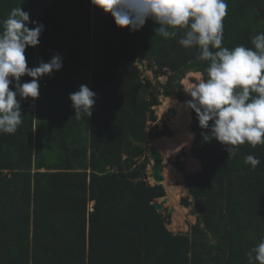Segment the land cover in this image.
Returning a JSON list of instances; mask_svg holds the SVG:
<instances>
[{
    "label": "trees",
    "instance_id": "obj_1",
    "mask_svg": "<svg viewBox=\"0 0 264 264\" xmlns=\"http://www.w3.org/2000/svg\"><path fill=\"white\" fill-rule=\"evenodd\" d=\"M227 3L223 46L251 47L264 33V0ZM20 6L45 29L25 51L28 66L58 53L63 67L40 80L38 99L21 101L17 132L0 134V264H248L264 239V145L246 143L228 158L220 143L203 140L190 110L200 170L185 174L181 205L196 216L186 236L155 210L165 190L148 183L145 149L132 143L153 137L146 127L156 118L135 62L166 77L164 96L184 101L185 75L207 78L197 49L156 35L151 20L135 33L119 29L90 0H0V21ZM82 84L97 99L91 117L78 119L69 94ZM249 154L260 160L255 170L244 162Z\"/></svg>",
    "mask_w": 264,
    "mask_h": 264
},
{
    "label": "clouds",
    "instance_id": "obj_2",
    "mask_svg": "<svg viewBox=\"0 0 264 264\" xmlns=\"http://www.w3.org/2000/svg\"><path fill=\"white\" fill-rule=\"evenodd\" d=\"M90 4L109 15L119 29L135 33L151 20L156 35L164 39L179 35L183 48L197 49L198 59L207 62V78L190 86L186 107L195 113L204 141L220 143L228 158L246 143L264 145V33L251 38V47H224L227 0H90ZM44 30L21 6L0 21V134L17 132L23 122L21 101L38 99L40 80L62 70L58 53L36 67L27 64L25 51L39 45ZM25 76L30 79L22 82ZM96 99L85 84L69 94L78 119L91 117ZM244 162L251 170L260 164L252 154ZM247 259L248 264H264V239L248 251Z\"/></svg>",
    "mask_w": 264,
    "mask_h": 264
},
{
    "label": "rangeland",
    "instance_id": "obj_3",
    "mask_svg": "<svg viewBox=\"0 0 264 264\" xmlns=\"http://www.w3.org/2000/svg\"><path fill=\"white\" fill-rule=\"evenodd\" d=\"M142 71H144L143 78L149 79L151 83H154L157 78L160 79L159 80L160 84L164 83L166 80L165 76L155 77L151 71H146V69ZM200 79H202L201 73L188 72L185 75V77L181 80V84L185 92L186 99L182 102H178L174 96H168L167 98H164L161 95L159 97L160 105L157 108L153 109L158 119L162 117L161 115L162 110L165 112L167 107L169 108L174 107L176 109L177 111L176 118H177L178 123L176 124L175 130L179 131L176 134V138H175V143L177 144V145L175 144V146L177 147V151L180 150V147H181L180 145H184L182 149V155L180 157V160H178L183 165L182 173H180L179 170L177 171L173 166L174 156H172L171 154H166L165 152L163 153V158H164L163 176L165 177V180L163 181L162 185L165 190V196L168 197L169 200L167 202H164L165 208L161 212L168 213L167 209L169 208L175 209V212L170 214V223L167 225V228L175 234L176 233H183V234L189 233L190 226L195 224L196 222V216L191 213L192 205L188 207H183L181 205V201L187 196V193H188L187 186L185 183V174H191V173H194L200 170V163L197 160L196 161L197 164L194 165L195 164L194 160L196 159L192 158L190 154L191 145L193 143V140H192L193 134L190 131V124H191L190 110L187 109L186 107V102L191 99V97L188 95L187 92L189 91L190 86L198 82ZM179 107H181L182 110H186V111L179 114L178 113L180 110ZM182 122H183V126H181L182 127L181 128L180 124ZM152 145H155V143L152 142ZM149 168L150 166L148 167V169ZM147 181L150 185H155V183L152 181V179H150V177L147 178ZM190 201H192L191 198H190Z\"/></svg>",
    "mask_w": 264,
    "mask_h": 264
},
{
    "label": "flooded vegetation",
    "instance_id": "obj_4",
    "mask_svg": "<svg viewBox=\"0 0 264 264\" xmlns=\"http://www.w3.org/2000/svg\"><path fill=\"white\" fill-rule=\"evenodd\" d=\"M156 80L159 81L160 79L157 78ZM151 84L153 85L154 83H151ZM158 88H159V92L157 95V105L155 108H157L160 105L159 97L161 95L164 98L168 97V96H164L161 93L160 82L158 84ZM149 91L150 90H147V93ZM146 95H145V98H146ZM178 102H182V101H178ZM155 108H153V109H155ZM168 108L169 107H167L165 112L162 110V114H161L162 117L160 119H158L157 115H155V111L153 109H151V110H153V113L156 116V118H155V120L149 121L147 123L146 132H147L148 136L153 135V137L148 138L147 142H145V143L141 142V143H143V146H139V147H142L145 149V156L148 158V164H147L148 166L146 168V172H148V170L153 166V163H152V160H151V157L149 154V151L153 150V149H158L160 151V154H161V157L163 160H164V158H163L164 152L166 154H171L172 156H174L173 166L177 170L175 163L179 162L178 160H180V157L182 155V149H183L184 145H180L181 146L180 150L177 151V147L175 146L176 134L179 132V131L175 130L176 124L178 123L177 118H176L177 117V111L174 107H170L169 109ZM181 126H183V122L180 124V127ZM164 137L167 138L168 142H167L166 138H164ZM152 142L155 143V145H152ZM179 163H181V162H179ZM149 166H150V168L148 169ZM163 167H164V165H163ZM161 172H163V168H162ZM149 177L150 176H147V178H149Z\"/></svg>",
    "mask_w": 264,
    "mask_h": 264
},
{
    "label": "water",
    "instance_id": "obj_5",
    "mask_svg": "<svg viewBox=\"0 0 264 264\" xmlns=\"http://www.w3.org/2000/svg\"><path fill=\"white\" fill-rule=\"evenodd\" d=\"M136 65L140 67L141 70L145 69V63L141 61H136ZM144 88L147 90H150L147 95L146 99L148 101L149 108L153 109L157 105V95L159 92L158 84L159 81L156 80L154 84L152 85L149 79L144 78ZM193 140V138H192ZM132 143L134 146H143V143L137 142L136 140L132 139ZM153 166L148 170V173L151 175V179L155 184H162L164 181V176L161 173L163 168V159L161 157L160 151L158 149H153L149 151ZM141 180V178L135 179L134 182H138ZM169 199L168 197H163L159 200H154L153 205L155 207V210L158 212L163 211L165 208L164 202H167ZM163 202V203H162ZM168 214H172L175 212L174 208L167 209ZM186 236H189V233L185 234Z\"/></svg>",
    "mask_w": 264,
    "mask_h": 264
},
{
    "label": "bare ground",
    "instance_id": "obj_6",
    "mask_svg": "<svg viewBox=\"0 0 264 264\" xmlns=\"http://www.w3.org/2000/svg\"><path fill=\"white\" fill-rule=\"evenodd\" d=\"M145 63V62H144ZM145 69H146V65H145ZM144 69V70H145ZM144 79V78H143ZM151 82V81H150ZM147 90V89H146ZM180 108V110H179V114H181L182 112H184V111H186V110H182V108L181 107H179ZM151 109V108H150ZM197 160H194V162H196ZM199 162V161H198ZM194 165H196V164H194ZM162 174H163V172H161ZM181 173V172H180ZM147 175H149L150 176V179H151V175L147 172ZM173 178V177H172ZM164 180H165V177H164ZM156 185V184H155ZM158 185H162V184H158ZM163 186V185H162ZM164 188V187H163ZM161 198H163V197H161ZM161 198H158V199H156V200H159V199H161ZM154 202V201H153ZM163 203V202H162Z\"/></svg>",
    "mask_w": 264,
    "mask_h": 264
},
{
    "label": "crops",
    "instance_id": "obj_7",
    "mask_svg": "<svg viewBox=\"0 0 264 264\" xmlns=\"http://www.w3.org/2000/svg\"><path fill=\"white\" fill-rule=\"evenodd\" d=\"M195 164H197V163L195 162Z\"/></svg>",
    "mask_w": 264,
    "mask_h": 264
}]
</instances>
